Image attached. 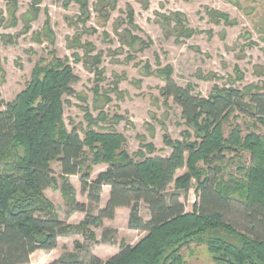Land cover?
<instances>
[{"label": "trees", "instance_id": "trees-1", "mask_svg": "<svg viewBox=\"0 0 264 264\" xmlns=\"http://www.w3.org/2000/svg\"><path fill=\"white\" fill-rule=\"evenodd\" d=\"M101 1L110 9L118 2ZM78 3L88 21V2ZM17 5L18 0H11L14 26ZM103 8L96 10L108 18ZM32 11L36 19L40 10ZM127 15L131 29L138 30L132 8ZM180 16L174 15L177 25L182 24ZM210 17L216 24L230 19L218 11H211ZM31 20H24L26 33ZM259 25L264 36V21ZM49 26L47 21L45 30L52 36ZM179 27L188 39L201 33ZM120 37L132 48L138 44L139 51L150 47L131 32ZM88 59L97 81H103L98 70L101 57ZM235 71L240 75L235 81L243 80L241 71ZM158 75L166 83L163 94L180 106L188 128L181 140L164 135L165 146L172 150L167 157L157 156L154 145L144 142L131 155L126 138L116 129L124 121L118 114L103 110L96 118L87 114L85 130L77 126L68 130L64 97L76 95L73 84L79 78L54 51L35 64L25 89L13 101L5 103L0 95V264H30L36 251L56 250L59 239L70 231L95 241L90 229L113 221L120 209L130 210L129 228L144 233L135 245L122 244L107 262L87 251L85 256L66 253L51 264H186L182 251L191 245L205 246L216 264H264V87L216 88L202 98L191 87H179L171 67ZM54 164L60 166L61 186ZM100 164H106V170L92 179L93 168ZM183 169L185 174L177 177ZM71 177H79L82 193L92 205H99L109 187L105 207L94 213L71 198L75 193ZM58 188L71 198L68 216L85 214L80 225L63 222L46 199L45 191ZM193 189L198 200L188 212L183 200ZM142 206L148 220L141 216ZM110 233L104 232V243Z\"/></svg>", "mask_w": 264, "mask_h": 264}, {"label": "rangeland", "instance_id": "rangeland-1", "mask_svg": "<svg viewBox=\"0 0 264 264\" xmlns=\"http://www.w3.org/2000/svg\"><path fill=\"white\" fill-rule=\"evenodd\" d=\"M39 1L36 4L37 0H18V22L14 26L10 14L11 0H0L2 100L5 103L13 101L25 89L35 64L54 51L59 59L68 62L79 78L73 84L76 95L64 97V121L68 130L74 126L79 127V131L85 130L87 114L93 118L98 117L101 110L111 116L118 114L124 117V121L116 129L126 138L131 155L144 142L145 145H154L157 156L167 157L172 150L165 146L164 135L181 140L182 132L188 130L180 106L163 94L166 83L158 75L159 70L171 67L175 83L181 88L191 87L193 94L202 98H208L216 88L264 87V77L261 76L264 36L257 27L263 25L264 0H117L115 9L103 8L106 3L101 0H86L88 21L78 0ZM98 7H102L103 12L106 9L109 17L96 10ZM129 7L133 9L138 30H132L128 23ZM32 8L40 10L36 19L30 15L34 12ZM211 11L228 15L229 22L219 19L216 24L210 17ZM175 14L181 15L178 20L182 24L177 25ZM28 19L32 20L26 33L24 20ZM47 21L52 36L45 30ZM179 26L201 33L188 39ZM127 31L150 47L139 51L138 44L133 48L125 45L120 36ZM97 56L101 57L98 68L102 72L101 82L97 81L88 63L89 57ZM235 68L241 71L243 80L235 81L240 76ZM95 88H99L98 93H94ZM106 99L110 101L106 103ZM237 124L243 123L239 120ZM53 168L61 186L60 166L54 164ZM106 168V164L95 166L92 179ZM185 172L186 169L179 170L176 176ZM70 183L75 191L71 198L86 204L94 213L106 205L109 188H104L96 206L90 204L82 193L79 177H71ZM193 184L195 188V182ZM44 195L59 218L68 225L78 226L85 220L82 213L68 216L71 198L63 195L60 188L47 190ZM197 200L193 189L183 200L188 212L193 211ZM141 216L149 219L143 206ZM90 230L95 234V241L70 231L72 233L60 238L56 254L77 252L85 256L89 251L107 262L121 251L122 244L135 245L140 238V233L129 228L124 212L113 221H104L100 227ZM106 230L111 233L109 241L104 243ZM76 244L80 245L79 250ZM182 255L186 264H216L205 246L191 245L183 249Z\"/></svg>", "mask_w": 264, "mask_h": 264}, {"label": "crops", "instance_id": "crops-1", "mask_svg": "<svg viewBox=\"0 0 264 264\" xmlns=\"http://www.w3.org/2000/svg\"><path fill=\"white\" fill-rule=\"evenodd\" d=\"M106 188H109V187H106ZM110 189V188H109ZM110 196V195H109ZM109 200V198L107 199ZM105 206H100V208H104ZM126 213L127 214V217H128V224H129V219H130V210L129 209H120L117 211V214H116V217L115 218H118V216L120 215V213ZM72 216V215H71ZM63 222L67 223V221H64L62 218H60ZM148 220V219H147ZM107 222V221H105ZM68 224V223H67ZM136 231V230H135ZM137 233H140L139 237L142 238L144 236V233L140 232V231H136ZM139 238V239H140ZM138 239V240H139ZM60 240V239H59ZM138 242V241H137ZM136 242V243H137ZM135 243V244H136ZM128 246H133V244H127ZM59 247V245H58ZM58 253V248L54 251H51V252H47V251H42V250H39V251H36L32 257H31V261H30V264H51L53 263L54 261L60 259L63 255H59V254H56Z\"/></svg>", "mask_w": 264, "mask_h": 264}]
</instances>
